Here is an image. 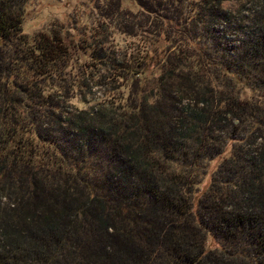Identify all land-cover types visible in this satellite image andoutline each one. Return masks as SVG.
<instances>
[{
    "label": "trees",
    "instance_id": "16d2710c",
    "mask_svg": "<svg viewBox=\"0 0 264 264\" xmlns=\"http://www.w3.org/2000/svg\"><path fill=\"white\" fill-rule=\"evenodd\" d=\"M134 1L127 57L0 0V264H264V0Z\"/></svg>",
    "mask_w": 264,
    "mask_h": 264
},
{
    "label": "rangeland",
    "instance_id": "374dc122",
    "mask_svg": "<svg viewBox=\"0 0 264 264\" xmlns=\"http://www.w3.org/2000/svg\"><path fill=\"white\" fill-rule=\"evenodd\" d=\"M26 2L25 33L33 36L37 33L59 32L67 44H76L82 39H88L99 26H107V39L110 40V48L118 56H137L140 47L141 34L140 21L135 18L138 7L134 0H22ZM114 2V3H113ZM121 3L119 11L118 5ZM114 5L116 13L108 10ZM226 6L237 7L235 3ZM129 12V13H126ZM106 27V28H107ZM136 31L137 37H132ZM77 56V55H75ZM88 59L84 56L75 59L72 67L75 72L80 71ZM126 83H120V87ZM124 88V87H122ZM123 90V89H122ZM128 94V90H124ZM109 96H111L108 93ZM113 95V94H112ZM121 97V90L116 96ZM231 148V146H229ZM231 154L228 150L227 157ZM221 158L211 164L207 179H204L200 190L203 191L210 184L211 176L217 169Z\"/></svg>",
    "mask_w": 264,
    "mask_h": 264
}]
</instances>
